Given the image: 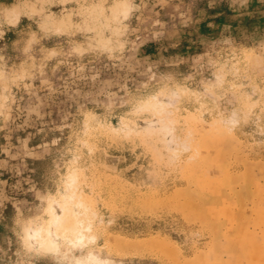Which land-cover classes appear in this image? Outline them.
<instances>
[{"label": "rangeland", "instance_id": "374dc122", "mask_svg": "<svg viewBox=\"0 0 264 264\" xmlns=\"http://www.w3.org/2000/svg\"><path fill=\"white\" fill-rule=\"evenodd\" d=\"M263 212L264 0H0V264H264Z\"/></svg>", "mask_w": 264, "mask_h": 264}, {"label": "bare ground", "instance_id": "6f19581e", "mask_svg": "<svg viewBox=\"0 0 264 264\" xmlns=\"http://www.w3.org/2000/svg\"><path fill=\"white\" fill-rule=\"evenodd\" d=\"M70 209H71V206L68 205L63 200H60L59 198L51 199V202L49 201V210L51 212V214H50L51 215L50 225L58 226L59 224H61V222L63 221L64 215L67 212H69ZM263 214H264V212H263ZM39 225H42V224H39ZM39 225H37L36 227L33 226V227L27 228L26 236L31 238V240L34 241L35 243H37L38 245H40V247L44 246L47 248H54V249L57 248L59 245L58 238L60 236H62L63 234L61 235V233L57 232L55 230L56 228L54 229L53 226H52L53 228L51 229L49 226L43 228V226H39ZM44 230H45V232L43 233ZM70 240L73 244H79V243L83 244L86 242L85 233L83 231H79L78 233H76L74 235V237H70ZM94 253H95V251H94ZM92 260H95V259H92ZM108 261H111V259ZM228 262L229 261H222L220 259H217L215 262H213L211 264H232V263H230V262L228 263Z\"/></svg>", "mask_w": 264, "mask_h": 264}]
</instances>
